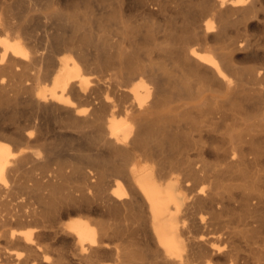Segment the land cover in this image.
<instances>
[{
	"label": "bare ground",
	"instance_id": "bare-ground-1",
	"mask_svg": "<svg viewBox=\"0 0 264 264\" xmlns=\"http://www.w3.org/2000/svg\"><path fill=\"white\" fill-rule=\"evenodd\" d=\"M8 1L0 264H264V0Z\"/></svg>",
	"mask_w": 264,
	"mask_h": 264
},
{
	"label": "rangeland",
	"instance_id": "rangeland-1",
	"mask_svg": "<svg viewBox=\"0 0 264 264\" xmlns=\"http://www.w3.org/2000/svg\"><path fill=\"white\" fill-rule=\"evenodd\" d=\"M1 2H0V13H2L3 12V14H5V13H7V5H6V0H0ZM9 1H11V0H9ZM8 1V2H9ZM4 7V8H3ZM4 9V10H3ZM3 10V11H2ZM39 10H42V9H39ZM8 17V15L7 14H5L4 15V17ZM259 28H261L262 30H259ZM2 29V30H1ZM255 32H258V33H260V34H263L264 33V27L262 26H260V27H255ZM3 32H5L4 31V26H2V25H0V35L1 34H4ZM174 157H172V155H171V157H172V160H175V158H177V156H175V155H173ZM166 158L168 157H170L169 155L168 156H165ZM170 157V158H171ZM192 157V158H191ZM162 158H164V156L162 157V156H159V157H157L156 158V161L157 162H160L159 160H161ZM190 158L192 159V160H199L200 159V156L198 155V154H195V153H191V156H190ZM206 159L208 160V161H210V162H212L214 159H213V157H206ZM141 160H144L143 159V157H142V159ZM177 160V159H176ZM162 165V164H161ZM161 165H160V163L159 164H157L156 165V167L158 166V168H160L161 167ZM171 167V166H170ZM68 171H67V173L69 172H71L72 171V168L71 167H68V169H67ZM71 170V171H70ZM176 170V169H175ZM206 170L208 171V172H206ZM205 171H202L201 173H199V175L198 176H203V179H201V177H198V176H196L197 177V179H196V177H191V181H192V185H201V183H202V185H206V187H208L209 185H242V184H246V185H252L251 183H250V181L249 182H247L245 179H243L242 180V178H234L233 177V175L234 174H229V173H223V172H220L219 170V173H218V171H217V169H215V168H213V169H211V168H208V169H206ZM211 170V171H210ZM177 173L178 172H180V174L182 175V176H185V174H184V172H182V171H176ZM177 173H175V174H177ZM207 173H209L208 175H207ZM184 174V175H183ZM167 175V174H166ZM230 175V176H229ZM186 176H188V175H186ZM185 176V177H186ZM220 178H219V177ZM238 176V175H237ZM113 175L111 176L110 174H109V176H108V179H110L111 181H112V179H113ZM208 177V178H207ZM189 178V177H188ZM198 179H200V181L198 180ZM207 179H209V181L207 180ZM218 179V180H217ZM221 181H220V180ZM236 179V180H235ZM196 180V181H195ZM205 180V181H204ZM218 182V183H215L216 181ZM73 181V180H72ZM71 180H69V182L67 183V182H65V185L66 184H68V185H83V184H79V183H77V182H73V183H71L72 182ZM222 181H224V182H222ZM194 182V183H193ZM197 182V183H196ZM208 182H209V185H208ZM220 182V183H219ZM198 183H200V184H198ZM207 183V184H206ZM215 183V184H214ZM224 183V184H223ZM248 183V184H247ZM262 185V184H259V183H257V182H255L253 185ZM90 218L91 219H93V220H96L97 218H99V216L98 215H95V214H93V215H90ZM4 246V245H3ZM107 257H105V264H111V260L110 259H108ZM110 260V261H109Z\"/></svg>",
	"mask_w": 264,
	"mask_h": 264
}]
</instances>
